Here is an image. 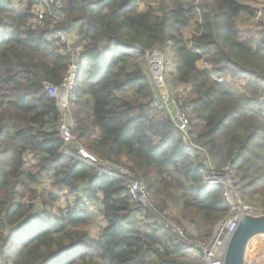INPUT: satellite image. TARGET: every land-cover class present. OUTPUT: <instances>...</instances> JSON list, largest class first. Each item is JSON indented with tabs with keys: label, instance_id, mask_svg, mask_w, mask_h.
<instances>
[{
	"label": "trees",
	"instance_id": "1",
	"mask_svg": "<svg viewBox=\"0 0 264 264\" xmlns=\"http://www.w3.org/2000/svg\"><path fill=\"white\" fill-rule=\"evenodd\" d=\"M16 1L0 0L4 264H205L177 234L158 233L156 213L133 202L126 183L62 153L63 113L48 86L60 87L72 55L57 33L78 51L76 145L129 169L159 211L210 240L232 208L224 186L207 182L204 153L150 107L145 54L160 48L169 92L189 105L192 138L215 169L231 166L238 196L264 215V24L252 22L255 0H58L53 27L35 24V0ZM65 190L64 205L56 192Z\"/></svg>",
	"mask_w": 264,
	"mask_h": 264
},
{
	"label": "built area",
	"instance_id": "2",
	"mask_svg": "<svg viewBox=\"0 0 264 264\" xmlns=\"http://www.w3.org/2000/svg\"><path fill=\"white\" fill-rule=\"evenodd\" d=\"M253 7L255 11L252 22L257 25L264 24V0H258V5H253ZM61 9L62 4L58 0H35V5L33 6L35 24L37 26H43L49 21L52 23L53 27V24L58 23L60 20L58 12ZM55 37L67 46L68 53L72 55L70 66L67 69L60 87L48 86L50 94L57 99L58 107L63 113L59 126V131L65 144L62 153L66 156L75 157L87 166L94 168L99 178L108 176L114 180L126 183L132 201L140 203L147 209L156 213L159 234H164L166 232L177 234L185 249L189 253L201 258L205 264H224V254L227 250L231 235L239 226V210L241 209L249 214L258 213H255L254 210L249 205L245 204L238 196L236 189L239 181L231 169V166L227 165L222 169H215L205 150L192 138V123L189 105L184 104L181 99L174 97L169 92L166 85L164 76L167 73V60L163 54V50L157 48L145 54L154 87V95L150 102V107L156 111L168 113L176 128L181 132L186 146L188 148L198 149L204 153L205 163L211 171L206 179L207 182L212 185L224 186L225 200L232 208L230 216L217 225L210 240L207 241L199 239L194 228L186 230L172 222L168 218L167 212L159 211L148 186L142 180L137 179L129 169L117 166L108 161H103L91 155L82 146L76 145L77 140L74 135L76 122L70 113L69 103L71 93L77 87L79 80L80 64L78 60V51L72 48L74 44L72 36L64 33H57ZM131 48L132 47H130V49ZM141 52L142 54L144 53L142 50ZM134 53L140 54L137 50ZM202 65L203 68L207 67L206 64H200V66ZM214 78L217 82H222L224 80L217 74ZM74 149H76L75 154H73ZM56 193L62 200L65 199L66 196L70 197L67 190ZM88 207L91 208V204H88ZM259 239L260 240H256L259 243L252 248L254 251L260 248L259 245L262 246L261 242H264V235L259 236ZM250 247L251 244L248 245L245 251L244 264H257L253 256V250H251ZM261 263H264V260ZM0 264H4L2 260H0Z\"/></svg>",
	"mask_w": 264,
	"mask_h": 264
},
{
	"label": "water",
	"instance_id": "3",
	"mask_svg": "<svg viewBox=\"0 0 264 264\" xmlns=\"http://www.w3.org/2000/svg\"><path fill=\"white\" fill-rule=\"evenodd\" d=\"M239 216V226L231 235L224 254V264H244L245 251L250 241L264 235V215L249 214L240 209Z\"/></svg>",
	"mask_w": 264,
	"mask_h": 264
},
{
	"label": "rangeland",
	"instance_id": "4",
	"mask_svg": "<svg viewBox=\"0 0 264 264\" xmlns=\"http://www.w3.org/2000/svg\"><path fill=\"white\" fill-rule=\"evenodd\" d=\"M17 2H18V0H17ZM155 2H151V4H154ZM20 4V3H19ZM255 6H257L258 5V0H255V4H254ZM141 8L142 9H144L145 8V4H142L141 5ZM192 32H190V31H188L187 33H186V35L187 36H189L190 34H191ZM134 48L135 47H132L130 50H131V52L137 57V58H139V59H143V54H142V52H141V50L142 49H140V48H138V47H136L137 48V51L140 53V54H135L134 52H136V50H134ZM168 51V50H167ZM163 54H164V52H163ZM164 56H165V54H164ZM145 58H146V56H145ZM166 58V57H165ZM147 59V58H146ZM145 59V60H146ZM167 60V59H166ZM148 64V63H147ZM166 64H167V61H166ZM149 66V65H148ZM165 81H166V85H168V87H170V83H169V81H168V75H167V73L165 74ZM71 99H72V94H71ZM69 109H70V107H69ZM66 199H63L62 200V203L65 205L66 204ZM255 240H260L259 239V236L257 237V238H254V239H252L251 241H250V243H249V245L251 244V250H253L252 248H254V246H256L255 244H254V241ZM258 243V241H256V244ZM259 249H257L256 251H254L253 250V256L255 257V259H256V261H257V264H264V263H261V262H263V260H264V246H261V245H259Z\"/></svg>",
	"mask_w": 264,
	"mask_h": 264
},
{
	"label": "crops",
	"instance_id": "5",
	"mask_svg": "<svg viewBox=\"0 0 264 264\" xmlns=\"http://www.w3.org/2000/svg\"><path fill=\"white\" fill-rule=\"evenodd\" d=\"M19 2H24V0H18V4H19ZM45 185L48 187L47 182H46ZM69 198H70V199L72 198L71 195H70ZM90 209L98 213V212H100V211L102 210V206L99 205V204H93V205H91V208H90ZM191 229H192V228H191Z\"/></svg>",
	"mask_w": 264,
	"mask_h": 264
},
{
	"label": "bare ground",
	"instance_id": "6",
	"mask_svg": "<svg viewBox=\"0 0 264 264\" xmlns=\"http://www.w3.org/2000/svg\"><path fill=\"white\" fill-rule=\"evenodd\" d=\"M134 50H137V48L135 47Z\"/></svg>",
	"mask_w": 264,
	"mask_h": 264
}]
</instances>
